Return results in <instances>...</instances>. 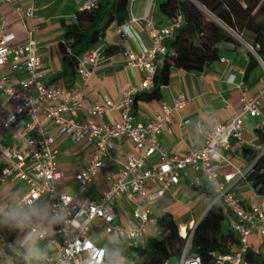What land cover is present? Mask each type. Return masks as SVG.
Wrapping results in <instances>:
<instances>
[{
  "label": "built area",
  "instance_id": "built-area-1",
  "mask_svg": "<svg viewBox=\"0 0 264 264\" xmlns=\"http://www.w3.org/2000/svg\"><path fill=\"white\" fill-rule=\"evenodd\" d=\"M0 1L10 4L13 0ZM22 1L25 2L24 16L30 24L27 28L28 38L16 41L14 33L4 25L0 27V163L3 165L0 183L19 179L27 189L17 201L29 198L39 200L42 196L50 195L48 209L55 212L59 210L58 206L64 208L67 217L65 223L56 226L55 231H48L45 239H40L54 248L53 253L45 258V263L89 264L88 257L98 254L105 260L104 253L98 252L105 247L96 244L89 235V224L94 221L102 223L106 233L116 234L129 247L143 245L149 236L150 205L165 190L177 184L181 175H185L186 169L191 167L199 171L205 183L211 186V204L219 203L222 206L224 214L229 216V229L239 241L230 252L216 253L212 264H242L244 253L250 247L248 238L257 234L264 240V190L258 193L253 189L258 200L249 205L235 192L237 184L248 182L247 174L256 159L264 154V137L261 138L258 132L247 135L244 129L245 119L259 117V128L264 131V113L258 97L242 90L241 106L236 113L223 120L209 116L206 123H198L202 137L200 147L189 148L181 155H171L160 145L158 136L168 128L174 113L189 103L188 97L183 92L176 93L170 103L161 104V113L146 120L136 119L131 114V106L133 95L150 89L157 67L164 58L173 55L164 41L180 25V16L163 26H156L147 20L152 44L145 51H134L127 46L128 25L137 18L130 14L121 23H115L118 42L127 64L143 71L144 78L139 85L124 91L117 101L103 96L98 103L85 104L81 89H71L61 82H45L40 46L35 36L36 0ZM133 1H127L128 13ZM101 2L103 0H78L77 10H91ZM103 51L100 43L76 56V76L80 86L102 59ZM254 55L264 68V57ZM219 59L226 62L223 57ZM114 108L120 111L119 119L105 121L104 117ZM80 115L86 118H80ZM61 136H66L72 143L87 139L94 144L89 162L74 175L81 189L104 166L105 155L113 146L112 139L128 137L136 153L125 157L118 175L98 201L80 198L56 190V180L62 176V172L58 168V151L54 143ZM231 141L255 153L246 168L237 167L224 154ZM154 155H157V161L149 163ZM116 199L134 204L133 222L122 226L113 223L117 213L112 201ZM141 200L144 205L140 204ZM83 216L84 219L79 221ZM193 228L194 225H190L181 234L186 242L178 256V264H203L198 255H188ZM6 248L23 260L22 252L13 246L0 226V250L9 260L5 254Z\"/></svg>",
  "mask_w": 264,
  "mask_h": 264
},
{
  "label": "crops",
  "instance_id": "crops-1",
  "mask_svg": "<svg viewBox=\"0 0 264 264\" xmlns=\"http://www.w3.org/2000/svg\"><path fill=\"white\" fill-rule=\"evenodd\" d=\"M25 2L13 0L10 4L0 1V27L4 25L14 33L16 41H24L28 38L27 28L29 20L24 16ZM78 8V0H36L35 36L40 49L41 69L45 74V82H61L71 89H81L85 104L98 103L103 96H108L117 101L127 89L137 86L144 78L145 73L127 64L122 54V46L118 42L115 23L112 22L105 30L102 38L104 55L95 65L91 75L81 86L78 77L69 83L65 77L59 75L61 70L60 43L63 40L62 21H73ZM171 8L166 0H134L129 15L137 20L128 25L129 37L127 46L134 51H145L151 47L152 39L147 20L156 26L167 25L172 21ZM235 46L220 43L219 56L226 62L215 60L207 70L187 72L181 68H173L169 81L161 88V98L158 101H138L131 114L138 120L152 118L156 113H161L162 103H170L172 97L183 92L189 99V103L177 110L168 128L158 136L160 145L171 155H181L187 149L200 147L202 137L198 130V123H206L209 116H215L217 120H223L228 115L236 113L241 106V92L245 89L248 95L257 96L262 113H264V68L257 60V65L245 77V69L248 63L249 42L241 41ZM248 46V47H247ZM251 47V46H250ZM120 117L118 108H114L104 117L105 121H115ZM80 118H86L80 115ZM91 119L98 121L97 118ZM260 125L259 117H248L244 121V129L247 135L257 133ZM49 128V126H48ZM112 147L105 155V164L92 178L84 189L74 178L81 168L89 162L94 144L87 139L72 143L66 136L58 137L54 146L57 149L58 168L62 176L56 180V190L66 192L80 198H90L98 201L109 183L116 178L125 157L135 154L136 150L128 137L112 139ZM237 167L244 169L249 160L243 156L241 147L235 141H231L228 149L223 151ZM157 161V155L149 160V163ZM3 165L0 163V170ZM205 183L201 173L194 168H187L186 174H182L180 181L164 191L153 204L150 205L149 236H158L159 229L155 225L156 218L164 212L172 214L183 234L190 225H196L211 205L212 196H206L196 188ZM156 188L155 185L152 186ZM26 185L19 179L0 183V203H11L26 192ZM237 195L243 199L246 205L255 203L258 198L253 192L252 186L241 181L235 187ZM50 195L42 196L37 203L48 208ZM117 217L113 223L117 226L125 225L132 221L134 204L124 199L112 201ZM144 205V201H140ZM226 230L229 228V216L224 214ZM84 216L79 219L82 221ZM43 222H41L42 224ZM6 237L20 252L23 249L19 245L22 233L10 230L0 225ZM89 235L98 245L105 247L108 254L105 264L110 261L125 259V264H135L134 253L126 245L125 241L114 233H106L103 224L94 221L89 224ZM38 244L44 248L46 257L53 253L54 248L43 240ZM251 249L264 254V240L257 234L248 238ZM0 264H13L7 260L0 250ZM24 264V262L19 263ZM45 263V260L43 262ZM169 264V262H168Z\"/></svg>",
  "mask_w": 264,
  "mask_h": 264
},
{
  "label": "trees",
  "instance_id": "trees-1",
  "mask_svg": "<svg viewBox=\"0 0 264 264\" xmlns=\"http://www.w3.org/2000/svg\"><path fill=\"white\" fill-rule=\"evenodd\" d=\"M128 0H103L96 8L75 12L73 21H62L63 40L60 43L61 70L59 75L69 83L76 76V56L89 47L102 43L106 28L112 22H122L128 16ZM171 8L172 21L180 16L181 23L164 44L173 55L164 58L153 76V86L133 95L131 110L138 101L152 102L161 98V88L169 81L173 68L187 72L207 70L211 63L219 59V44L235 46L234 34L247 39L259 57H264V0H166ZM257 65L252 52L248 53L245 77ZM260 137L264 131L257 129ZM243 156L253 160L255 153L241 147ZM246 180L260 193L264 190V154L256 159ZM206 196H212L211 186L206 183L196 188ZM225 218L219 203H213L193 228L188 242V255H198L203 264H212L216 253L230 252L238 244L231 229L223 230L221 222ZM158 236H147L143 245L130 247L135 264H168L170 256L179 254L185 245V238L169 212H164L155 220ZM5 254L13 264L23 260L9 248ZM242 264H264V254L250 247L243 256Z\"/></svg>",
  "mask_w": 264,
  "mask_h": 264
},
{
  "label": "clouds",
  "instance_id": "clouds-1",
  "mask_svg": "<svg viewBox=\"0 0 264 264\" xmlns=\"http://www.w3.org/2000/svg\"><path fill=\"white\" fill-rule=\"evenodd\" d=\"M37 200L38 198H29L0 204V225L23 234L19 244L23 249L25 264H43L46 252L37 241L45 239L48 231H55L56 226L64 224L67 219L62 206H58L59 210L53 212L37 203ZM98 252H103L105 257L108 254L107 249ZM98 261L99 264H105L104 257L99 254L88 257L89 264H98ZM109 264H125V259L121 257L110 261Z\"/></svg>",
  "mask_w": 264,
  "mask_h": 264
},
{
  "label": "rangeland",
  "instance_id": "rangeland-1",
  "mask_svg": "<svg viewBox=\"0 0 264 264\" xmlns=\"http://www.w3.org/2000/svg\"><path fill=\"white\" fill-rule=\"evenodd\" d=\"M234 37L236 38V40L238 42H241V41H247V42H249L247 39H244L243 38L244 36L241 37L239 35L234 34ZM249 45H250V43H249ZM250 46L249 47L247 46V47L254 54L255 52H254L253 48H251L252 46L251 47ZM222 226H223V228L225 227V221H222ZM168 262H169V264H178V256H176V255L170 256L169 259H168Z\"/></svg>",
  "mask_w": 264,
  "mask_h": 264
}]
</instances>
